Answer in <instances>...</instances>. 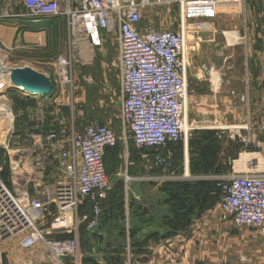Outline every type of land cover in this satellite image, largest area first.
<instances>
[{"label":"built area","instance_id":"obj_1","mask_svg":"<svg viewBox=\"0 0 264 264\" xmlns=\"http://www.w3.org/2000/svg\"><path fill=\"white\" fill-rule=\"evenodd\" d=\"M213 0H180L181 4L211 2ZM27 16L31 18L62 17L66 20L68 44L65 54L56 58V71L52 82L62 88L71 86L65 68L70 55L80 39L99 47L107 35L115 34L118 45V78L121 104L119 120L121 139L131 142L136 149L150 153L157 168L168 166L170 145L185 141L186 117V64L184 47L185 30L138 27L143 12L152 6L169 7L173 0H78L72 7L57 0H20ZM67 56L68 60L65 58ZM55 66V64H54ZM58 76L59 82L55 80ZM91 84L89 77L83 78ZM69 90V89H68ZM11 116L8 104H5ZM31 131L27 139H41L57 152L61 160L62 178L49 191L29 195L22 186L9 187L2 178L0 163V264H81L79 246V210L84 201L89 204V219L85 229L94 231L99 224L102 203L107 198L109 179L105 172L103 155L113 148L117 137L107 125L91 122L80 130H71L63 146L58 132L44 129L47 117L38 105L30 108ZM5 115H1L4 121ZM5 122V121H4ZM9 125V126H10ZM240 142L245 139L239 132L231 134ZM257 152H243L237 160H230V171L221 176V200L219 209L236 226L264 231V145ZM246 154V155H245ZM243 165L237 163L245 159ZM261 158V163L258 160ZM34 171H41L38 162ZM17 184L18 181L16 180ZM48 222L47 232L59 231L67 238H47L41 228ZM16 245L25 251L21 258L10 259L5 249ZM7 262V263H5ZM135 264H143L136 262ZM200 264H227L224 262ZM240 264H250L248 261Z\"/></svg>","mask_w":264,"mask_h":264},{"label":"crops","instance_id":"obj_2","mask_svg":"<svg viewBox=\"0 0 264 264\" xmlns=\"http://www.w3.org/2000/svg\"><path fill=\"white\" fill-rule=\"evenodd\" d=\"M57 1L60 4L68 2L72 7L78 3V0ZM173 1L177 8L175 26L169 18L157 19L156 14L148 8L143 12L138 27L140 29L148 25L158 29L175 27V30L183 32L188 24L191 25L192 32L186 33L184 50L187 120L193 121L196 129L199 123V129L216 130L225 124L221 119L224 117L228 121L227 127H238L247 134L249 99L253 98L257 109L256 123L259 124V135L262 138L264 135V0H213L207 3L205 12L202 10L203 14H199L200 18L206 17L204 21L197 20V13L193 14L190 10L192 8H188L190 4H181L180 0ZM48 17L51 18L47 21L48 24L37 30L25 28L20 37L23 52L37 59L36 63L39 60L40 67L44 68L52 65L56 57L65 54L68 44L66 20L62 17ZM14 30L11 27H0V40L5 45L11 44ZM99 47L102 48L101 57L105 58L107 68L117 70L114 78L120 96L118 45L115 34L105 36ZM40 72L46 73L43 70ZM106 79L104 78V83ZM59 99L60 96L48 100H36V105L46 114L45 129L55 128L62 140L61 143L68 148L67 140L71 130H75L76 126L74 120L67 123L59 115L62 110L61 104L57 102ZM69 112H72L71 108ZM116 122L118 125V121ZM108 123L112 121L109 120ZM202 124L205 125L201 126ZM129 150H134L131 142L125 143L119 140L115 148L104 152V164L112 183L113 178H129L126 180L128 190L119 189L121 196L119 200L125 198L126 202L121 206L118 202L112 201L117 188L114 185L108 188L110 201L106 205V201L102 203V211L106 214L104 212L101 215L99 225L94 232L90 233L84 229L81 235V264H135L141 260L143 264H188L184 260L185 257L199 256L200 248L196 243L198 234L194 232L189 234L187 232L189 227L185 231L167 234L155 214L157 204H161L163 200L161 192L163 184H160L162 183L160 178L164 176V172L147 169L144 163H139L143 160L130 154ZM142 156H147V159L148 156L150 157L146 152ZM123 162H129L133 168L128 170L115 167ZM139 177L147 181V186ZM130 183L132 184L129 188ZM118 205H120L119 210ZM118 211L123 217L117 214ZM196 223H199V219ZM130 227L137 230L133 238V247L130 245ZM142 241L145 243L139 244ZM122 257H126V260ZM194 262L191 261L189 264Z\"/></svg>","mask_w":264,"mask_h":264},{"label":"rangeland","instance_id":"obj_3","mask_svg":"<svg viewBox=\"0 0 264 264\" xmlns=\"http://www.w3.org/2000/svg\"><path fill=\"white\" fill-rule=\"evenodd\" d=\"M207 3L192 2L188 6V8H192L190 10L193 14L197 13L198 21L201 19L204 21L206 19V17L200 18L199 14H203L202 10L205 12V9H207L206 5H208ZM149 9L152 13L156 14L157 19L169 18L172 21L173 26H175L174 22L177 12L175 2L169 7L152 6L149 7ZM39 20L40 19L31 18L26 15L20 0H0V27H11L12 29H15L11 44L5 45L0 40V62L4 64V67H29L38 72L41 70L46 71V73L51 76L54 74V71H56V59L49 67H40L39 64L41 62H39V60L37 61L38 63H36L37 59H34L32 56L23 52L20 42V37L25 31V28L29 29V26L32 25L31 23L38 22ZM46 24H48L47 21L44 25ZM174 28L175 27H173V29ZM77 44L78 45L75 46L76 50L72 51V54L70 55V64L65 68L67 78L72 85H64L62 88L58 87L54 96H60V99L57 101L58 104H61L60 106L62 108L59 115L67 123L74 120L76 131L84 126L85 123L95 122L101 125H107L115 133L118 143V141L122 139L119 120L121 98L116 90V79L114 78V74H116L117 70H115V68H113V70L110 67L107 68L108 65H105V58L102 59L101 57V47L93 46L90 41L88 42L87 40H84V38L78 40ZM185 48L186 42L184 50ZM65 58L68 60L67 56ZM85 77H89L92 80V83L85 84L83 80ZM104 78L106 79V83H104ZM55 80H57V82L60 81L57 75H55ZM16 92V90L11 88L6 72L0 68V119L5 104H8L12 114L13 123L12 125L7 126L4 121L0 120V163L3 168L1 176L4 178V181L9 182V187H13L12 182L15 186H22V184H24L25 188L21 190L34 197L45 193L46 188L51 191L52 189L50 188L60 181L62 178V172L60 169L61 160L58 157L57 152L51 149L50 146L42 140V137L35 141L27 139V134L31 131V116L33 115V112H30L31 110L29 109L33 106H30V102L26 105V102L23 101L24 98L16 94ZM254 102L255 99H249V126L247 134L240 131L238 127H227L228 125L226 122L228 121L224 117L221 119L222 123L224 122L225 124H223V126L221 125L219 127L220 129L216 130L199 129V123L197 124L198 126H196V129L194 127V122L187 120L185 141L178 145V154L176 148L169 150L167 155L168 158L166 159L168 166L165 169L157 168L152 160H150L149 156L148 159L147 156H142L144 155L143 152L138 151L135 148L133 151L129 150L130 154L143 160V162L141 161L139 163H144V167L147 169H158L164 172V176H161L160 178V181L162 182L160 184H174L178 182L194 184L198 181H204L213 186L211 193L207 195L204 202V205L206 206L199 213H195L191 219L193 223L191 221L188 226L189 228L187 232H189V234L192 232L198 234L199 238L196 243L200 248L199 256L184 258L188 264L191 261H195L193 264L216 262L240 264L244 261H248L250 264H264V231L252 230L245 226H236L230 218L222 216L219 209V203L222 197L220 189L221 176L214 173L202 174L199 172L193 174L194 172L191 170L194 169L191 168V163L195 159L196 152L200 149V147H193L192 142H195L196 144L202 142L203 140H200L201 136L206 132H212L213 134L217 133L216 141L218 144L217 147L219 148L218 158L223 164L228 165L230 160H237L239 154L243 152L261 153L258 151V145H264V135L262 138L259 135V124L256 123L257 109ZM70 108L72 109V112H69ZM109 120H111L112 123H108ZM116 121H118V125L116 124ZM198 121H200V118ZM203 125L205 124H202L201 126ZM44 130L43 136H45L48 131H55V128ZM237 131L239 132V136L245 139V142H240L236 137L234 139L231 138L230 132L231 134H234ZM230 142H233L235 145H241L235 157H232V150L234 149H230L232 148L230 147ZM117 143L113 148L117 146ZM127 143L130 142L127 141ZM129 146L130 144H128V147ZM252 156L253 155L245 156V159L243 158V160L237 163V165L242 166L243 161L252 158ZM258 160L261 163L260 156H258ZM35 162L39 163L40 172L33 170V164ZM104 167L109 179V188L112 185L117 188L115 189V195H113L114 197L111 200L115 203H122L123 205V202L125 203L126 200L125 198H122V201L119 200L121 198L119 195V189L124 191L128 190V183L126 180L129 178H113L112 183L105 164ZM115 167L127 168L128 170L133 168L129 162H123ZM196 169L199 170L198 168ZM139 178H142L143 184L147 186V181H144L143 177ZM16 180L22 182H18L17 184ZM147 180H149V178ZM131 184L132 183L129 184V188ZM202 195L203 194H200L201 197ZM105 201V205L110 201L109 191ZM104 212L105 211H102L101 206V215L104 214ZM88 214V210H86L85 214L83 213L82 216L79 214L80 219H83L79 224L80 235H82L84 230V222L90 215ZM198 219L199 223L197 224L196 221ZM48 222L49 220L47 219L41 226V228L45 230V236L47 238L53 239L67 236L59 231L47 232ZM80 242L81 239L79 237V245ZM5 251L7 254H13V256H8V258L10 257V259H12L14 257L17 261L18 258L23 257L26 253L16 245L8 246ZM122 258L126 260V257ZM142 262L143 261L141 260V263Z\"/></svg>","mask_w":264,"mask_h":264},{"label":"trees","instance_id":"obj_4","mask_svg":"<svg viewBox=\"0 0 264 264\" xmlns=\"http://www.w3.org/2000/svg\"><path fill=\"white\" fill-rule=\"evenodd\" d=\"M50 19L51 18L49 17L48 18L41 17L38 22L31 23L32 25L29 27L31 28V30H37L43 27L44 23L46 21H49ZM56 91H57L56 86L53 84L52 94L51 96H49V99L54 98ZM16 94L24 98L23 101L26 102L25 103L26 105L28 102H30V106L31 105L35 106L36 100H42V99H37V98L26 96L19 92H16ZM216 134L217 133L213 134L212 132H206L205 134L203 133V135L201 136L200 140H203L202 142H199L198 144H196L195 142H192L193 147H200L198 152H196L194 161L191 163V168H194V169H191L192 172H194L193 174L200 172L202 174L214 173L217 175H221L224 173H228L230 171L229 165L223 164L222 161H219V158H218L219 148L217 147L218 144L216 141L217 139ZM178 145H180V143L170 145L168 152L169 150L176 148L177 154H178L179 152ZM131 146L133 149L135 148L132 143H131ZM240 146L241 145H235L233 142H230V147H232L230 149H234L232 150L233 151L232 157L236 156L237 151ZM137 150L145 153L144 150H140V149H137ZM196 168H198L199 170H197ZM211 189H213V186H211L209 183L204 182V181L203 182L198 181L194 184L188 183V182H178L174 184L167 183L162 186L161 192L163 193V200L161 204L160 203L157 204L155 214H156V217L161 222L162 226L168 232L167 234H173L175 232L185 231L187 229L195 213L196 214L199 213L206 206L204 205V202L206 200L207 195L211 193ZM200 194H203L202 197L200 196ZM120 205L122 206V203ZM120 205L117 206L118 210L120 209ZM131 207H133L132 204H131ZM86 210H88V213H89V204L87 203V201H84L79 210V214L82 216L83 213L85 214ZM117 214H119V211L117 212ZM120 216H122V214ZM143 218L145 217L143 216ZM88 219L89 217L87 218V220ZM85 224H86V221L84 222L83 229H85ZM88 232L92 233L91 231H88ZM136 232H137L136 229L130 227L129 238H130L131 247L134 246L133 238L136 235ZM67 237H70V236H65L62 238H67ZM79 237L81 239L80 234H79ZM141 243H145V241H142L139 244Z\"/></svg>","mask_w":264,"mask_h":264},{"label":"water","instance_id":"obj_5","mask_svg":"<svg viewBox=\"0 0 264 264\" xmlns=\"http://www.w3.org/2000/svg\"><path fill=\"white\" fill-rule=\"evenodd\" d=\"M0 66L4 64L0 62ZM6 73L11 88L19 93L42 100H48L52 94L53 82L50 74L29 67L8 66Z\"/></svg>","mask_w":264,"mask_h":264},{"label":"bare ground","instance_id":"obj_6","mask_svg":"<svg viewBox=\"0 0 264 264\" xmlns=\"http://www.w3.org/2000/svg\"><path fill=\"white\" fill-rule=\"evenodd\" d=\"M0 68H2L6 72V67L0 66ZM6 75H7V73H6ZM3 115H5V117H4L5 123L7 124V126H9L11 124V116H10V113H9L7 108H5ZM242 158H244V157L242 156Z\"/></svg>","mask_w":264,"mask_h":264}]
</instances>
